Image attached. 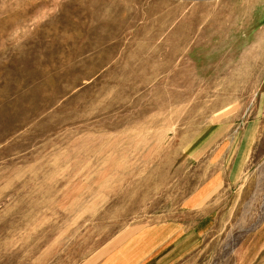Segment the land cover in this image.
I'll return each mask as SVG.
<instances>
[{
  "label": "rangeland",
  "instance_id": "374dc122",
  "mask_svg": "<svg viewBox=\"0 0 264 264\" xmlns=\"http://www.w3.org/2000/svg\"><path fill=\"white\" fill-rule=\"evenodd\" d=\"M152 228L264 264V0H0V264Z\"/></svg>",
  "mask_w": 264,
  "mask_h": 264
},
{
  "label": "crops",
  "instance_id": "0c3cea01",
  "mask_svg": "<svg viewBox=\"0 0 264 264\" xmlns=\"http://www.w3.org/2000/svg\"><path fill=\"white\" fill-rule=\"evenodd\" d=\"M164 231L152 228L135 234L100 264H155L158 248L169 244L174 236L171 231Z\"/></svg>",
  "mask_w": 264,
  "mask_h": 264
}]
</instances>
